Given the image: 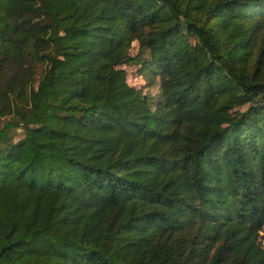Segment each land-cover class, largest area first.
I'll use <instances>...</instances> for the list:
<instances>
[{
  "label": "trees",
  "instance_id": "16d2710c",
  "mask_svg": "<svg viewBox=\"0 0 264 264\" xmlns=\"http://www.w3.org/2000/svg\"><path fill=\"white\" fill-rule=\"evenodd\" d=\"M261 231L264 0H0V264H264Z\"/></svg>",
  "mask_w": 264,
  "mask_h": 264
},
{
  "label": "rangeland",
  "instance_id": "374dc122",
  "mask_svg": "<svg viewBox=\"0 0 264 264\" xmlns=\"http://www.w3.org/2000/svg\"><path fill=\"white\" fill-rule=\"evenodd\" d=\"M27 50L31 49V44L29 46L25 45ZM138 51V43L135 42L133 44V48L131 50L132 55H136ZM45 66L42 63H38L36 66V86L37 82L40 79V76L42 75V72L44 71ZM122 68L125 69L127 74V79L130 85L136 87V88H144V91L152 92L153 94L158 92V87L155 84H148V79H146L139 71L140 64H125L122 66ZM20 131V129H19ZM19 138V136H16V139Z\"/></svg>",
  "mask_w": 264,
  "mask_h": 264
},
{
  "label": "built area",
  "instance_id": "2783aa9c",
  "mask_svg": "<svg viewBox=\"0 0 264 264\" xmlns=\"http://www.w3.org/2000/svg\"><path fill=\"white\" fill-rule=\"evenodd\" d=\"M260 234H261L260 235V240H261L262 245L264 246V232L261 231Z\"/></svg>",
  "mask_w": 264,
  "mask_h": 264
}]
</instances>
